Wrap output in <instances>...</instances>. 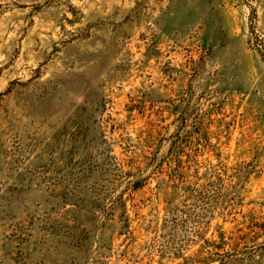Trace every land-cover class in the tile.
<instances>
[{
  "label": "rangeland",
  "instance_id": "1",
  "mask_svg": "<svg viewBox=\"0 0 264 264\" xmlns=\"http://www.w3.org/2000/svg\"><path fill=\"white\" fill-rule=\"evenodd\" d=\"M0 264H264V0H0Z\"/></svg>",
  "mask_w": 264,
  "mask_h": 264
}]
</instances>
